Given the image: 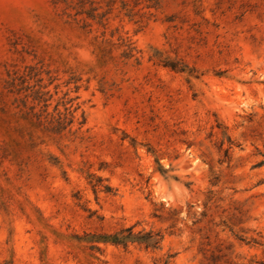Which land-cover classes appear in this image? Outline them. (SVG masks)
I'll return each mask as SVG.
<instances>
[{"label":"rangeland","instance_id":"1","mask_svg":"<svg viewBox=\"0 0 264 264\" xmlns=\"http://www.w3.org/2000/svg\"><path fill=\"white\" fill-rule=\"evenodd\" d=\"M0 264H264V0H0Z\"/></svg>","mask_w":264,"mask_h":264},{"label":"trees","instance_id":"2","mask_svg":"<svg viewBox=\"0 0 264 264\" xmlns=\"http://www.w3.org/2000/svg\"><path fill=\"white\" fill-rule=\"evenodd\" d=\"M69 119L70 118H68V115H60L58 122L59 128L65 129L69 124H72L73 120L70 121ZM161 240L162 238L159 235H153L151 232L134 234L133 228H128L113 235L99 236L96 242L112 243L124 248L132 243L143 245L146 248H157Z\"/></svg>","mask_w":264,"mask_h":264}]
</instances>
